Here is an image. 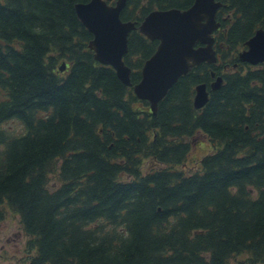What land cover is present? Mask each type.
<instances>
[{
	"label": "trees",
	"instance_id": "trees-1",
	"mask_svg": "<svg viewBox=\"0 0 264 264\" xmlns=\"http://www.w3.org/2000/svg\"><path fill=\"white\" fill-rule=\"evenodd\" d=\"M87 1L0 0V221L18 216L23 263H261L264 63L237 53L264 29V0H220L217 63L179 77L155 114L94 59L74 10ZM192 2L127 0L120 17ZM156 45L129 33L132 84ZM199 83L209 94L195 108ZM197 135L211 149L189 165Z\"/></svg>",
	"mask_w": 264,
	"mask_h": 264
},
{
	"label": "water",
	"instance_id": "water-1",
	"mask_svg": "<svg viewBox=\"0 0 264 264\" xmlns=\"http://www.w3.org/2000/svg\"><path fill=\"white\" fill-rule=\"evenodd\" d=\"M110 1L89 0L74 5L78 19L92 34L88 48L98 62L111 65L119 79L130 85L131 69L122 59L127 51L129 32L136 29L148 39L157 40L155 51L140 70V80L133 85L136 96L148 100L153 112L169 88L191 67L216 61L212 33L219 27L216 13L222 5L220 1L193 0L185 9H155L138 24L120 18L127 0H114L111 5L108 4ZM244 45L246 49L238 54L241 61L251 64L264 62V29H257ZM64 66L62 63L60 70ZM220 81L217 77L211 83V89L218 88ZM207 99L206 85H196L194 106L200 108Z\"/></svg>",
	"mask_w": 264,
	"mask_h": 264
},
{
	"label": "rangeland",
	"instance_id": "rangeland-1",
	"mask_svg": "<svg viewBox=\"0 0 264 264\" xmlns=\"http://www.w3.org/2000/svg\"><path fill=\"white\" fill-rule=\"evenodd\" d=\"M7 127L14 132L20 130V125L14 121L9 122ZM190 149L188 164L192 165L209 152L211 145L206 136L197 135L191 139ZM150 161L152 160L149 159L146 162ZM26 242L27 236L21 228L18 216L7 211L4 219L0 221V264H24ZM259 264H264V257Z\"/></svg>",
	"mask_w": 264,
	"mask_h": 264
}]
</instances>
